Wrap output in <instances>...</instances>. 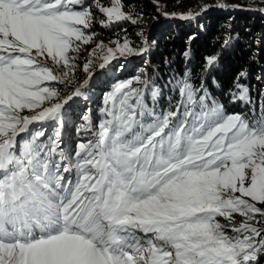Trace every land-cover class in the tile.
<instances>
[{"label": "snow or ice", "instance_id": "6c2138e0", "mask_svg": "<svg viewBox=\"0 0 264 264\" xmlns=\"http://www.w3.org/2000/svg\"><path fill=\"white\" fill-rule=\"evenodd\" d=\"M94 4L105 28L138 22L123 0ZM92 23L86 0H0V264H259L264 100L259 115L228 113L185 73L170 82L179 99L157 111L149 80H116L98 123L83 117L87 140L62 147L65 105L86 95L94 60L104 69L146 50L101 42L87 78L62 96L52 82L74 81ZM236 88L234 99L252 103ZM160 94L154 86L152 100Z\"/></svg>", "mask_w": 264, "mask_h": 264}, {"label": "trees", "instance_id": "16d2710c", "mask_svg": "<svg viewBox=\"0 0 264 264\" xmlns=\"http://www.w3.org/2000/svg\"><path fill=\"white\" fill-rule=\"evenodd\" d=\"M156 1L160 3L159 8L154 3ZM197 1L136 0L135 2L140 4L138 12L141 16H154L164 23V26L156 28L148 38L149 41L143 43L148 48L146 57L132 63L138 73L125 70L123 77L117 79L118 73L114 66L110 70L113 73L110 80L132 79L136 74L142 76L149 80L145 92L151 105L155 104L157 110H165L164 106L178 96L173 92L170 82L190 73L195 85L203 83L213 98L229 112L236 113L243 104L241 100L233 98V93H239L236 88V83L239 82L249 88L253 107L259 115L261 101L264 100V10L257 13L229 9L207 12L189 20L170 17L181 12H191L194 9L193 4ZM224 1L237 6L249 4L245 0ZM112 30L103 31L109 34ZM261 37L263 44L260 46L257 42H260ZM211 56H217L218 60L214 65L208 66L207 58ZM145 65L146 72L142 73L141 69ZM241 73L245 75L241 76ZM154 86L161 89V94L157 101L152 103L151 90ZM100 88L101 85L93 90L96 95L101 93ZM96 97L99 98L98 95ZM100 101L101 99L90 102L92 106H100ZM90 110L92 111V107ZM69 119L67 115V121ZM259 264H264V257L260 259Z\"/></svg>", "mask_w": 264, "mask_h": 264}, {"label": "rangeland", "instance_id": "374dc122", "mask_svg": "<svg viewBox=\"0 0 264 264\" xmlns=\"http://www.w3.org/2000/svg\"><path fill=\"white\" fill-rule=\"evenodd\" d=\"M135 1L136 0H131V2H128L126 0H123V3L125 5L124 10L128 14H130L134 19H137L138 22L136 24H133L130 21H125L119 24H115L109 28H105L102 26L100 21L105 20L106 17H104V15L100 13L98 9L95 7L94 0H86V5H91L92 12H93L92 27L86 31L90 33H94L95 35L93 37V41L90 44L82 46V50L79 53V59L76 61L78 68L75 72L74 81L72 83H69L67 87H65V85L52 82L57 88L61 90L62 96L69 95L72 90L78 87L84 81V79L87 78L88 73L84 72L83 70L84 65L89 59H93L90 53L93 49H96L97 46L101 42L106 47L115 48L116 45L115 43H113L114 41L120 40L121 42H123V40L127 38L131 42V46L134 49H137V50L146 49V50L142 51L140 55L118 56L104 69L99 68L98 66L100 63L99 60H94V63L90 69V71L92 72V79L89 82V87L87 89H84L86 95L83 97H74L73 100L69 101V103L65 105L66 111H65V117H64V124H63V127L61 128L62 133L60 137L62 147L66 146L68 149H75L78 143L85 142L87 140L90 134L84 133L81 130V126L85 124L83 117L85 115H90L92 117L94 125L97 124L99 119L101 118L100 110L103 107V104H101L103 100V96L107 91L110 90L111 85L116 81V80H110L113 75V73L110 72L112 67L116 66L117 73H118V75L116 73L117 79H119L120 77H123L125 70L136 71L135 73H138L137 69L132 63L135 61L141 60L142 57L144 56L146 57L148 48L144 46L143 43L145 41L147 42L149 41L148 38H150V35L157 30L156 28L164 26V23H161V21H158L157 18H155L154 16H148V15L141 16V14H139L138 12L140 4H138ZM245 1H247L249 4L246 6H243V5L237 6V5H230L226 3L224 0H198L197 2H195V4H193L194 9L191 11V13L193 14L194 17H199L203 14H206L207 12H214V11L222 12V11H227L229 9H233L235 11H250V12L254 11L257 13L263 12L264 0H245ZM102 2L105 6H110V0H102ZM154 3L159 8L160 3L158 1ZM221 3L225 4L226 7L224 8L219 7ZM211 6L213 7L209 8ZM183 14H187V13L181 12V13L172 15L170 17L173 19L178 18V20H182V18H179L177 16H182ZM168 18L169 17H167V20H169ZM184 20H189V19H184ZM111 29H113L111 31L112 33H109V34L104 33V31L107 32ZM257 44L260 46L263 44L262 37L260 38V42L259 43L257 42ZM46 62L50 66L52 65V61L50 59H47ZM146 68H147V65L143 66V69H141L142 73L146 72ZM57 71L62 72L63 69L60 68V69H57ZM137 76H139L142 80H144V78H142V76L138 74H136L132 79L134 80L135 77ZM129 79H122V81L129 80ZM100 85H101V88L99 91H101V93L99 94L97 93L99 97L98 99H101V101L99 102L100 106H97L95 104L92 106L90 101L98 100L96 97L97 95L93 90ZM133 86L135 87V84ZM136 86L142 87V85H136ZM144 94H145V100L148 106L151 108L152 105H151V102L148 100L146 92ZM158 97L156 98L155 102L157 101ZM211 98L216 100L212 96ZM178 99H179V96H177L175 100L169 101L168 104L164 106L165 107L164 109H167L169 107L170 102L174 103ZM152 103H153V100H152ZM91 107H92L93 112H91L90 110ZM238 109H239V112L237 113H242L247 116H251L253 114L254 107L252 103L243 102L242 106H240ZM225 110L228 113H236V112H229L227 108H225ZM157 111H160V110H157ZM67 115H69L70 117L69 121H67ZM39 127H40L39 124L30 126V128H39ZM21 135L26 136V134H21ZM53 135H54V129L51 127H47L45 136L47 137V136H53ZM66 135H68V138L64 139ZM18 140H20V138ZM236 219L237 221H240L242 218L237 216Z\"/></svg>", "mask_w": 264, "mask_h": 264}, {"label": "water", "instance_id": "95a60500", "mask_svg": "<svg viewBox=\"0 0 264 264\" xmlns=\"http://www.w3.org/2000/svg\"><path fill=\"white\" fill-rule=\"evenodd\" d=\"M252 12H254V11H252Z\"/></svg>", "mask_w": 264, "mask_h": 264}]
</instances>
